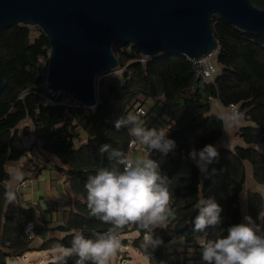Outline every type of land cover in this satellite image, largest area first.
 Instances as JSON below:
<instances>
[{
    "label": "trees",
    "instance_id": "obj_1",
    "mask_svg": "<svg viewBox=\"0 0 264 264\" xmlns=\"http://www.w3.org/2000/svg\"><path fill=\"white\" fill-rule=\"evenodd\" d=\"M251 1L264 8V0ZM212 29L219 44L217 65L222 68L212 81L204 84L196 79L192 59L184 54L160 52L146 56L132 43L115 42L112 50L118 64L97 75L98 102L93 108L75 102L65 93L52 102H42L39 85L47 74L50 40L37 25L18 23L1 32L0 69L5 85L0 93V264L31 251L34 237L49 235L44 213L55 208L8 201L7 163L29 151L17 129L28 118L35 125L36 141L31 149L35 169L39 173L45 162H54L55 168L67 175L69 196V208L62 214L59 226L65 235L44 239L39 250L69 248L75 234L94 238V234L111 227L90 215L85 184L89 176L113 163L107 153H99L101 144H110L130 157L129 142L133 137L127 128L116 130L114 122L129 113L145 115L147 100L154 101L173 121L168 135L177 144L167 156L151 153L169 178L173 215L165 228L154 229L163 242L183 239L186 246L198 245L203 234L193 231V220L198 214L195 204L202 198H215L223 209L220 228L207 229L209 238L226 234L223 229L242 222L245 214L264 224L263 195L249 190L246 209L241 199L247 181L246 163L251 165L254 181L264 184V35L239 29L217 14L212 15ZM117 69H122V74L115 73ZM211 95L225 106L238 104L240 118L252 125L236 133L243 144L233 149L218 147V159L208 166L207 173H202L188 153L207 144L215 146L226 128L223 117L212 111ZM138 107L145 114L137 113ZM78 128L88 138L77 143ZM29 222L34 224L33 236L26 231ZM133 226L141 234L144 231ZM141 236L133 240V245L143 250L152 264L164 263L163 244L146 245ZM77 259L70 256L66 264H76Z\"/></svg>",
    "mask_w": 264,
    "mask_h": 264
},
{
    "label": "water",
    "instance_id": "obj_2",
    "mask_svg": "<svg viewBox=\"0 0 264 264\" xmlns=\"http://www.w3.org/2000/svg\"><path fill=\"white\" fill-rule=\"evenodd\" d=\"M213 14L264 35V8L251 0H0V34L13 24L37 25L50 40L48 88L93 108L97 75L118 64L113 43H132L146 56L198 60L219 45ZM4 85L0 69V93Z\"/></svg>",
    "mask_w": 264,
    "mask_h": 264
},
{
    "label": "clouds",
    "instance_id": "obj_3",
    "mask_svg": "<svg viewBox=\"0 0 264 264\" xmlns=\"http://www.w3.org/2000/svg\"><path fill=\"white\" fill-rule=\"evenodd\" d=\"M114 127L116 130L127 128L129 135L144 146L149 155L130 158L110 144L99 146V153H107L113 163L88 177L86 201L90 215L111 227L94 234V238L75 234L71 247L64 249L59 257L63 264L73 255L78 257L76 264H110L121 247L119 232L129 225L148 230L146 245L163 244L161 238L154 236V229L165 228L173 215L169 178L162 173L159 161L151 158V153L167 156L176 149V141L169 138V129L148 127L131 113L120 116ZM218 157L219 152L212 144L199 150L193 148L188 153V158L202 173H207L208 166ZM8 199L11 201L14 197L9 194ZM195 208L198 214L193 220V231L203 234L198 241L199 264H264V224L245 214L242 222L223 229L226 234L209 238L207 229L220 228L223 209L213 197L198 200ZM189 251L195 253L194 249Z\"/></svg>",
    "mask_w": 264,
    "mask_h": 264
},
{
    "label": "crops",
    "instance_id": "obj_4",
    "mask_svg": "<svg viewBox=\"0 0 264 264\" xmlns=\"http://www.w3.org/2000/svg\"><path fill=\"white\" fill-rule=\"evenodd\" d=\"M146 108L147 110L145 115H136L145 123L146 126H163L166 130L169 129L170 131L173 121L157 104H155L154 101L147 100ZM212 111L223 117L226 126L223 137L215 143V147L233 149L235 145L243 144V141L236 135V133L241 127L252 124L250 122L243 121L239 117L237 118V116L233 114L227 106L217 101H212ZM17 129L26 147L29 148V151L26 155L20 157L19 159L10 160L7 163V170L10 173V179L6 182L8 196L11 194L14 197L12 200H15L19 204L34 206L43 200L47 205L46 209L48 207L53 208V206H55L53 210H48L44 213V217L50 227L47 238H61L66 233L59 227L63 222L62 214L69 208V196L66 190L67 175L60 173L55 168L54 162H43L45 167L38 173L32 160L35 156L31 152V149L34 147V143L36 141L35 125L33 121L28 118L23 120L17 126ZM78 130L81 138L80 142L86 140L88 138V134L81 128H78ZM26 131L27 133H25ZM147 155H149L148 150L139 143L130 148V158ZM28 179L31 181L28 184H23V181ZM42 241V237L38 236L34 243L36 246H39ZM163 243L164 247H162L165 251L166 262L174 263L177 261H184L186 264H199V247L186 246L183 239H176ZM64 249L66 248L58 247L49 249V255H51V257L54 256L59 258ZM190 249H194L195 253L191 254L189 251ZM31 252H36V254L39 255L41 250L34 248L33 246V249L24 254V256L27 257ZM24 256L18 258H22ZM13 259L16 258H9L8 260L10 261ZM8 260L7 264H9ZM40 260L41 259H39L37 263ZM41 264H45L43 260H41Z\"/></svg>",
    "mask_w": 264,
    "mask_h": 264
},
{
    "label": "rangeland",
    "instance_id": "obj_5",
    "mask_svg": "<svg viewBox=\"0 0 264 264\" xmlns=\"http://www.w3.org/2000/svg\"><path fill=\"white\" fill-rule=\"evenodd\" d=\"M38 33H39V31L36 30L35 35H37ZM64 100L66 102H68L67 99H64ZM233 114H235V113H233ZM235 115L237 116V118L238 117L240 118V114H235ZM80 140H81V138H79V140H77V141L80 142ZM246 166H247V181H246V185H245V191L241 196L242 206L244 209H246V207H247V194H248L249 190H254V191L260 192L264 198V184L256 183L252 177V168H251L250 163H246ZM140 235H141V233L138 229L136 230V229H134L133 225H129L127 227L125 233L122 235L121 247L117 250L116 255L111 259L110 264H152L151 258L147 254H145V252L143 250H141L140 248H137L136 246L133 245V240L135 238L139 237ZM37 238H38V236H37ZM37 238L33 239V245L32 246H34V248L39 249L40 246L42 245V242L39 244V246H36L34 241ZM49 238H53V237H49ZM169 241H171V240H169ZM144 243H146V242H144ZM197 247H199V246L197 245ZM54 252H57V251H54ZM39 259L43 260V262L45 264H47L48 261L59 260V258H57V257H54V256L51 257V255H49V249H46L43 251L41 250L39 255L36 254V252H31L28 254L27 257L24 256L22 258H16V259H13L10 261L8 260V263L9 264H41V260L37 263V261ZM162 264H169V262L164 261V263H162Z\"/></svg>",
    "mask_w": 264,
    "mask_h": 264
},
{
    "label": "built area",
    "instance_id": "obj_6",
    "mask_svg": "<svg viewBox=\"0 0 264 264\" xmlns=\"http://www.w3.org/2000/svg\"><path fill=\"white\" fill-rule=\"evenodd\" d=\"M219 53V46L209 55L204 56L198 60H193V65H194V69H195V78L198 80H201L204 84L212 81L215 78V74L217 73V56ZM141 61H145V58H141ZM115 73L117 74H122V69H117L115 70ZM46 82V76L44 81L39 85V90L41 91V99L42 102L44 103H49L52 102L55 97H57L58 95H60V92H56L51 90L50 88H48L47 83ZM209 100L211 101H217L220 102L217 98H215L214 96H209ZM221 103V102H220ZM222 104V103H221ZM227 108L235 113L238 114V105L237 104H230L229 106H227ZM137 113L140 114H145V110L141 107H138L136 109ZM137 144V142L135 141V139H131L129 142V148L135 146ZM31 180H24L23 184H28ZM26 231L30 233L31 236H33V222H29L26 226ZM107 231V230H105ZM104 231V232H105ZM126 231V227L123 228L122 230H120L119 232V237H120V241L122 239V235L125 233ZM145 230L141 235L142 240L145 242V234H146ZM154 236L155 237H159L162 239L161 235H159V233H157L156 231H154Z\"/></svg>",
    "mask_w": 264,
    "mask_h": 264
}]
</instances>
